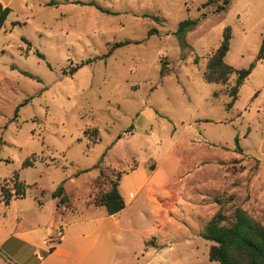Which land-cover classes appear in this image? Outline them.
<instances>
[{
  "label": "rangeland",
  "instance_id": "374dc122",
  "mask_svg": "<svg viewBox=\"0 0 264 264\" xmlns=\"http://www.w3.org/2000/svg\"><path fill=\"white\" fill-rule=\"evenodd\" d=\"M1 2L11 9L0 33L7 230L34 229L40 243L57 225L106 214L89 200L116 177L127 201L121 220L136 229L123 244L137 264H219L201 236L219 211L228 223L240 207L264 225V0H231L225 11L207 0ZM226 26L225 62L235 71L254 65L234 101L236 72L226 83L203 75ZM27 157L34 164L23 167ZM15 171L25 196L6 204L1 187ZM139 230L160 253L139 251Z\"/></svg>",
  "mask_w": 264,
  "mask_h": 264
},
{
  "label": "trees",
  "instance_id": "16d2710c",
  "mask_svg": "<svg viewBox=\"0 0 264 264\" xmlns=\"http://www.w3.org/2000/svg\"><path fill=\"white\" fill-rule=\"evenodd\" d=\"M221 4L217 6L218 11H225L231 0H207L206 5L211 3ZM53 3V2H51ZM11 9L4 6L0 2V29L3 28L6 19ZM154 20L158 18L154 15L145 14ZM199 19H186L179 23L176 35H183L198 24ZM16 22H13V25ZM156 29L149 30V34L155 33ZM231 38V30L226 26L222 33V38L219 45L209 57L205 70L203 72L204 79L211 83H226L230 74L236 72V79L234 85L229 90V95L234 101L237 97L240 86L245 78L250 74L253 64L248 68L236 70L225 62L224 57L229 49ZM129 43L128 41L116 42L109 49V55L116 47L123 46ZM40 56H42L40 54ZM258 58H264V34L261 39V44L258 51ZM87 61H90L89 59ZM80 66H76L74 71ZM166 66H162L161 74L165 73ZM29 100H24L23 103ZM231 101V103H232ZM230 103V104H231ZM229 104V105H230ZM238 138H236V141ZM34 164L31 157H27L23 163V167H29ZM12 186H2L1 195L6 204L12 198H23L26 192V184L19 179V174L15 171L11 178ZM109 186L106 190L98 192L89 200V204L95 207H103L107 215H113L120 212L125 207V201L119 191V177L115 180H109ZM63 186L60 185L53 193V197H57L63 193ZM67 201L63 196L60 197V203ZM201 236L213 244L208 250V259L210 261H217L219 264H264V225L257 219L248 214L240 207L233 210L232 219L227 223L222 212H217L205 224ZM52 249V248H51Z\"/></svg>",
  "mask_w": 264,
  "mask_h": 264
},
{
  "label": "crops",
  "instance_id": "0c3cea01",
  "mask_svg": "<svg viewBox=\"0 0 264 264\" xmlns=\"http://www.w3.org/2000/svg\"><path fill=\"white\" fill-rule=\"evenodd\" d=\"M3 29H0V33ZM145 181L146 178L142 184ZM134 194L129 195V198H133ZM123 199L125 207L120 212L72 219L65 225H57L40 243L35 242L34 229L25 230L16 226L7 230L5 221H0V264H137V252L128 250L123 244L125 233L136 230L121 220L127 205L124 195ZM156 226L161 228L159 223ZM138 232L139 251L156 253L158 248L155 242L153 250L152 243L148 242L149 237L153 236L145 231ZM32 248L34 258L29 257Z\"/></svg>",
  "mask_w": 264,
  "mask_h": 264
}]
</instances>
